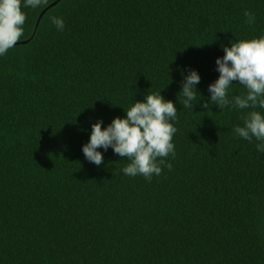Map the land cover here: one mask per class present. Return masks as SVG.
<instances>
[{
    "label": "trees",
    "instance_id": "trees-1",
    "mask_svg": "<svg viewBox=\"0 0 264 264\" xmlns=\"http://www.w3.org/2000/svg\"><path fill=\"white\" fill-rule=\"evenodd\" d=\"M22 11L23 35L0 55V264H264V152L234 132L264 109L200 106L223 48L264 36V0H22ZM189 70L201 78L192 112L179 94ZM159 93L177 108L171 170L127 176L111 147L99 166L85 159L93 123Z\"/></svg>",
    "mask_w": 264,
    "mask_h": 264
},
{
    "label": "clouds",
    "instance_id": "clouds-1",
    "mask_svg": "<svg viewBox=\"0 0 264 264\" xmlns=\"http://www.w3.org/2000/svg\"><path fill=\"white\" fill-rule=\"evenodd\" d=\"M47 3L48 0H23V7L36 8ZM244 16L249 25L255 22L251 12L245 11ZM25 20L22 0H0V55L6 54L20 40ZM52 22L58 30H63L62 19L53 17ZM223 51V57L215 61L219 77L209 84L210 98L200 106L208 109L211 104L221 110L228 106L241 110L264 109V36L232 41ZM200 79L197 71L189 70L179 92L184 97L182 107L191 112L197 104L194 103L198 92L195 86ZM233 83L244 87L246 93L229 98L228 90ZM125 112L124 118H114L106 128H102V120L92 124L89 142L82 147L85 159L99 166L103 163V154L97 149L107 151L111 147L114 154L130 161L122 169L127 176L142 175L150 181L154 174H161L160 165L171 170L172 165L164 158L169 154L175 158L172 139L177 129L170 123L177 119L174 103L166 101L160 93L146 94L143 102L136 101ZM243 119L244 125L235 127V134L248 141L253 138L260 141L257 150L264 152V115L249 111Z\"/></svg>",
    "mask_w": 264,
    "mask_h": 264
},
{
    "label": "water",
    "instance_id": "water-1",
    "mask_svg": "<svg viewBox=\"0 0 264 264\" xmlns=\"http://www.w3.org/2000/svg\"><path fill=\"white\" fill-rule=\"evenodd\" d=\"M54 2H55V1H54ZM54 2L48 4V5L46 6V8L49 7L50 5L54 4ZM43 11H44V9H42V10L38 13V15H37V17H36V20H35V24H34V26H36V24H37V22H38V20H39V18H40V16H41V14L43 13Z\"/></svg>",
    "mask_w": 264,
    "mask_h": 264
}]
</instances>
